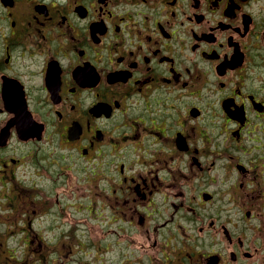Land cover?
I'll return each instance as SVG.
<instances>
[{"label": "flooded vegetation", "instance_id": "flooded-vegetation-1", "mask_svg": "<svg viewBox=\"0 0 264 264\" xmlns=\"http://www.w3.org/2000/svg\"><path fill=\"white\" fill-rule=\"evenodd\" d=\"M0 264H264V0H0Z\"/></svg>", "mask_w": 264, "mask_h": 264}, {"label": "rangeland", "instance_id": "rangeland-1", "mask_svg": "<svg viewBox=\"0 0 264 264\" xmlns=\"http://www.w3.org/2000/svg\"><path fill=\"white\" fill-rule=\"evenodd\" d=\"M68 211V209H67ZM66 211V212H67ZM68 219L65 220L64 223L70 227L69 231H67L65 228H62V236H67V234H76V237L82 238L81 235H84V238H88L90 240H97L100 236V234L96 233V227H102L100 224H98L96 221H91L89 217L86 216V214H79L77 216L72 215L71 213H67ZM107 222V220H105ZM77 230L76 233H74ZM74 231V232H72ZM23 238V236H17L16 239L20 240ZM17 243L16 241L12 242V244L15 245ZM134 245H137L136 242H133ZM13 247V246H12ZM14 252L13 253V258L15 259L17 255H19V251H17L16 247H14ZM85 253L89 254L88 257L85 260H91L95 255V249H90L86 250L83 253H78L80 255H84ZM111 256L108 254V257ZM102 260H107L103 259V257H100Z\"/></svg>", "mask_w": 264, "mask_h": 264}]
</instances>
